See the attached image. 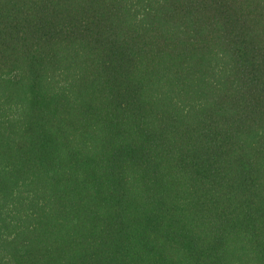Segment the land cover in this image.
I'll return each instance as SVG.
<instances>
[{"label":"trees","instance_id":"obj_1","mask_svg":"<svg viewBox=\"0 0 264 264\" xmlns=\"http://www.w3.org/2000/svg\"><path fill=\"white\" fill-rule=\"evenodd\" d=\"M0 264H264V0H0Z\"/></svg>","mask_w":264,"mask_h":264}]
</instances>
